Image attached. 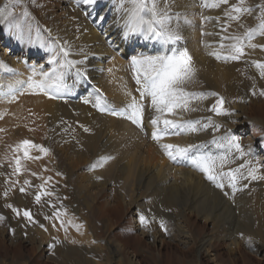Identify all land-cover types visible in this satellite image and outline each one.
Returning a JSON list of instances; mask_svg holds the SVG:
<instances>
[{"label":"rangeland","instance_id":"rangeland-1","mask_svg":"<svg viewBox=\"0 0 264 264\" xmlns=\"http://www.w3.org/2000/svg\"><path fill=\"white\" fill-rule=\"evenodd\" d=\"M37 2L39 5L36 4ZM46 2H52L54 4V1L50 0H0L1 5L9 4L10 11L15 18L13 19V17H10L9 19L12 22H7L2 26L0 30V37L2 40L4 39L5 35H10V39L13 35H16L15 37H24L23 34L27 32L25 34V40L27 41L25 42V45L29 46L32 44V31L35 27L42 25V20H40L41 17L38 14V9L44 7ZM235 3H237V0H229V4L222 5L224 7L219 13L220 15H217L219 16V22L221 24L220 26L222 27L220 32L226 34V36H243V34L248 29L257 27L261 14L259 9H257L255 6L264 5V0H245L244 6L252 7L253 11L250 14H243L239 20L233 21L225 17L224 12L229 8L230 5ZM162 4L163 3H161L160 6L163 7ZM55 6L56 4H54V8L56 10L57 8ZM24 7L28 13H31L27 17L23 16V12L25 11ZM29 9L31 10L29 11ZM200 14L197 15L198 17L196 16L194 18L193 15L191 17L196 20V34H200L199 36L203 38L205 35L201 36L202 32H210L207 28L208 21L202 19L206 16H202ZM211 15H215V13L210 14V16ZM245 15H248L249 17L246 18ZM19 16L21 17L19 18ZM251 19L254 21H252L253 24L251 23ZM15 22L16 24L18 23L17 25H19L17 30H15V26H17ZM239 24L246 26L244 28H239ZM225 27H227V31H223ZM16 31L18 33L21 32L22 35L21 33L18 35ZM43 35L44 36L42 37L45 39L43 40L41 38V44L44 43L46 48L48 45V47H50L51 41L48 42L50 39L46 37L45 34ZM260 36L261 35L259 33H256L253 36V39L257 40L264 37V35L261 37ZM12 40L13 39L10 40V42H14L12 46H16V41ZM231 43L232 41L230 40V42H228L226 45ZM245 43L247 44L248 42L246 41ZM247 48L248 47H245V49ZM245 49V55L240 60H230L223 58L227 55V49L222 58L218 59L220 60L218 62L221 64L228 62H232V64H239V62L244 63L245 61H248L245 62L244 66L246 69H248L244 74V79L241 84L237 85V87H239V95H236L238 93L237 92L235 94L236 96L233 95L234 97L232 96L233 98L229 99V102L227 103V99L229 97L224 95V89L222 85V87L216 88L217 92L215 93H217V96H207L205 99H201L203 103L201 102L202 104L199 103V105L195 103L196 101H199V99H195L196 101L192 99V101L194 100L195 102L193 101V103L191 101L189 105H193V108L196 107L199 113L220 117L221 120H223V118H228L229 114L231 113V104H241V107L243 106L242 108L245 107L247 109L246 110L244 108L246 111L244 114L246 121H250L248 123V134L255 136L257 135L255 149L263 154L264 124L260 125L254 120V118L264 119V96L262 97V95H260L261 91H264V78L261 77L260 70L252 64V60L250 58L253 57L254 60H259L260 62H264V59H257L256 56H252L249 52H247L249 49ZM49 51L50 53L52 52L51 57L57 56V59H60L61 57L63 58V54L61 52L57 54L53 51V49H48V53L45 52L44 57L50 55ZM252 66L254 70H250ZM248 75L249 77L247 78ZM10 78L5 76L6 81H8ZM246 78L247 80H245ZM183 87H185V91L190 90L188 91L190 93L192 92L199 94V92H212L206 91L204 89L197 90L188 86ZM186 88L188 90H186ZM137 89L138 88H136L135 91H137ZM91 90L95 92L93 89ZM137 94L138 95L136 96V99L139 101L140 93L137 92ZM87 96H85L86 98L84 97V100H81L85 102V100L89 98V96ZM256 97H259L261 101L263 100V102L259 103L262 104L261 111H257L255 113V110H251L250 108L252 107L251 101ZM261 97L263 99H261ZM219 98H223L224 103L222 107L224 110H226L227 114L217 115L214 112L209 111L211 106L215 104L216 100ZM90 99L87 100H89L88 102H91V107L93 106L92 108L94 112L96 110L99 112L101 111L96 106L97 104H99L100 107H103V103L105 107L114 104L113 101H109V98L103 96L101 101H98L97 99L92 101V99ZM81 100L80 102H82ZM141 103H144L146 106L143 117L150 118V111L152 109L150 98L145 101H141ZM37 107L38 106L35 104H29L19 107L16 110L10 111L9 108V110H7L8 113H6V111L3 117L8 123H5L4 120H0V216L4 217V219L0 220V232L2 236H0V264H108L107 262H109L111 258H114L111 255V246L113 247V245L118 242L123 246L122 253L125 255H130L131 257L133 256L134 262L137 264H156V262L164 264H168V262L169 264H193V261L195 262L194 264H215L216 261L222 264H229L231 258H234L237 264H242L244 262L243 257L248 258V262L250 264H264V259H262L260 255H256L252 249L246 247L247 245L243 239L245 236L255 234L252 231H250L251 233H245L244 231L239 232V239L243 242V246L241 245V247H237V249L236 244H234V249L236 248L235 254L230 255L227 252L228 241L223 239L226 238V230L229 227L227 226L228 224L226 225L225 223H222V219H219V222L217 220V223H214L210 220L211 218L204 219L202 216L197 215L196 217L194 215L195 213L186 212L184 215L179 217L177 220L178 222L172 221V216L176 215L177 211L175 206L164 201L156 202L155 200L159 198L155 197V193L151 187H149V185L146 187L138 185L137 181L139 174L133 169L135 167L138 169L145 167L148 165L147 162H152L153 160H155L154 162L157 161V163H159L161 160L159 159L161 158L160 155H157L159 158L154 156L157 158L155 159L149 154L142 152L141 150H137L130 145H126V147H124L125 144H122V146H120L122 141L125 143L124 139H121V141H119L120 143H117V147H120L118 150H115L113 147L110 148L112 152L102 149H97L94 151L88 145H85L86 143L83 141V135L92 132L91 128H89L88 131L84 130V132L83 129H85V127L83 124L78 123V121L75 119L63 115L58 116L55 119H51L50 115H45ZM37 111L39 112L37 113ZM38 114H44L45 117L48 118V121L43 115L41 117ZM105 116L106 117H104L102 113V117H104L106 120L114 121L110 119L111 117H107V114H105ZM170 116L168 117L169 119H174L176 117L172 115L171 118ZM41 118H45L46 120ZM229 119L230 118L227 120L229 121ZM124 120L131 123V121L127 118ZM43 124L46 125L44 126ZM5 125H7V127ZM130 126H133L132 128L135 132L138 131L140 133L139 129H136V125ZM72 129H75L76 132L80 131L79 134L81 133L80 135L82 137L79 136V134L75 131L73 132ZM220 129L221 126H219L218 129L212 127L211 132L214 133L215 131H220ZM23 130L26 132H23ZM142 135L146 136V134ZM23 140H28L34 144L41 145L47 148L49 151L47 154H42L38 149L30 148L29 156L33 157V159H24L23 152L16 150L19 143ZM112 140L114 141V139ZM84 147H86L87 150ZM115 151L118 152V154H116ZM95 153H97V155ZM133 153L136 157H133ZM228 153L229 152H226V154ZM126 154H128V156ZM162 155L164 156L163 160L166 159L165 162H168L177 168L183 165L179 162L173 163L165 154ZM106 156L111 157V159L102 161L101 158ZM16 157L20 158L21 170L19 174L15 172ZM36 157L39 158L36 159ZM242 159L243 160L241 161L243 162L241 164L240 161V164L244 165V167H240L241 165L239 166L238 162L237 164L228 167V169L225 168L226 170L223 171L228 172L229 170L235 171L237 168L240 169V171L236 173L237 180L235 187L232 188L227 176H225L222 181L224 184L223 191L226 190L225 194H228L227 199L229 201L231 200L230 202L234 207L236 205V195L234 194V191H247L249 189L252 194L257 195L264 200V173H262V171H264V166H258L260 162H257L258 159H255L256 161H254L253 157L250 159ZM129 160L131 163L134 162L136 166L134 167L133 164H128ZM252 168L256 169L255 175L258 178L255 180L248 176V172ZM25 180L29 181L30 183L26 185L24 183ZM208 182L213 188L216 187L213 186V182L209 180ZM41 185H43V189H41ZM21 188L25 189L23 193L20 191ZM214 189L222 190V188ZM42 191L50 193V195H42L40 201L37 202L35 200V196L38 192ZM5 192H7V195H5ZM18 196L22 197L17 198ZM8 205H11L12 207H8ZM13 208L19 210L20 215H17L13 211ZM256 209L258 210L259 215L256 213L254 214L256 219L253 218V222L255 223L253 229H258V227H263L264 225V204L259 203L258 208ZM24 210L30 211L32 220L35 222L29 221L24 217ZM54 213H57V215H54ZM141 215L146 218L147 224H141ZM46 217L48 218L46 219ZM161 223L164 225L163 228L161 227ZM41 225L43 227H41ZM180 226L185 230V235L188 233L189 238L190 236L192 237L187 244L184 242L186 238H182L184 233H181ZM154 230H158V243H153L151 239V235L155 232ZM208 234L213 235L212 237L214 238L211 243L212 248L210 253L212 256H209L202 251L197 253L199 240H201V237ZM198 237L200 239L197 241ZM132 239L134 241H131ZM216 239L218 241L217 243L215 242ZM192 244H194L193 248L189 247ZM159 252L160 254H158ZM195 253L201 254V256L196 257L197 255ZM195 257L198 258V260ZM211 257H213L212 259L214 261H212ZM118 262L119 264H126L125 262L127 261L120 260Z\"/></svg>","mask_w":264,"mask_h":264},{"label":"bare ground","instance_id":"bare-ground-1","mask_svg":"<svg viewBox=\"0 0 264 264\" xmlns=\"http://www.w3.org/2000/svg\"><path fill=\"white\" fill-rule=\"evenodd\" d=\"M50 1H54V4H56L55 7L57 9L55 10L54 4L52 2L50 3L46 2V5L44 7L38 9V14L41 17L40 20H42V25L35 27L34 30L32 31L33 32L31 36L33 40V41L31 40L32 44H30L29 46L25 45V42H27L25 40L26 39L25 34L27 32L23 34L24 37L23 36L15 37L16 35L12 34L13 36H11V39L16 41V46H12L14 42L13 43L10 42L11 40L10 35H5L3 40L0 37V91L5 92L17 88L15 92L12 93L11 95L9 94L3 95L2 93L0 94V120H4L5 123L7 122L3 117L5 115V112L9 110V108L11 111L29 104H35L36 106H38L37 108L42 113H44L47 116L50 115L51 119H55L58 116L63 115L75 119L76 121H78V123L83 124V126L87 129L91 128L92 132L83 135V141L86 143L85 145H88L94 151H96L97 149H102L105 151L109 150L112 152L110 148L113 147L115 148V150H118V148L120 147H117V143L121 141V139H124L125 143L122 141V143L119 142L121 145L120 144L118 145L122 146V144L123 145L125 144L124 147H126V145H130L131 147L137 150H141L142 152L149 154L152 158L154 156L156 157L157 155H160L161 158L157 156L159 159H161L159 163H157V161L154 162L155 160H153L152 162L148 160L149 161L147 162L148 165L145 167H141L139 169L136 168L134 162L131 163L130 160H129L130 163L128 162V164L130 165L133 164L135 168L133 167L132 168L136 170V172L139 174V178L137 181L138 185L145 187L149 185V187H151V189L154 191L155 197L159 198L155 200L156 202L164 201L170 205L175 206V209H177V211H176V215L172 216V221H177L179 217L184 215V213L186 212L195 213L194 215L196 217L198 215V216H202L204 219L211 218L210 220L214 223L215 222L217 223V220L219 222V219H222V223H225L226 225L228 224L227 226L229 227L226 230V238L223 239L225 241H228L227 252L230 255L235 254V250L237 247H241V245L243 246V242L239 239V232L244 231L245 233H251L250 231H252L255 234H250L249 236L243 237V239L245 240V244L247 245L246 247L252 249V251L256 255H260L262 259H264V225L263 227L262 226L258 227V229H253V226L255 225L253 221L254 219H256L254 214L256 213L259 215V212L256 208H258L259 203L264 204V200L258 197L257 195L252 194L249 191V189L247 191H243V190H240L239 192L234 191V194L236 195L235 198L236 205L234 207L233 204L230 202L231 200L229 201L227 199L228 194L227 195L225 194L226 190L223 191L224 190L223 188L222 190H218V189L215 190L214 188L217 187L213 188L209 184L204 173L200 172L195 167H193L191 163V160L199 159L201 156H211L217 159L218 163L216 169L218 170V172H220L226 170L225 168L228 169V167H231L232 165H235L238 162L240 166L243 162L241 161L243 160L242 158L250 159L251 157H253L254 161H256L255 159H258L257 162L258 161L260 162L258 166H262V165L264 166V152L263 154H261L259 151L255 149L257 135L255 136L248 134L249 133L248 123L250 121H246V117L244 115L246 113L245 111L246 108L245 107H244L245 109L242 108L243 106L241 107V104L240 105L231 104L230 105L231 113L228 116V118H230L229 121L231 120L230 122L227 120L228 118H223V120H221L220 117L199 113L196 107L194 108L192 107L193 105L192 106L189 105L187 111L183 109H177L175 110V115H174L177 117V118L175 117L176 120L199 121V123L196 124L197 130L196 131L184 130L180 135L164 136L159 143L154 141L151 137L153 126L151 125L150 120L155 115L153 109H151L150 111V115H151L150 118L143 117V126L145 128L146 136H143L138 131L135 132L132 128L133 126H130L134 124L126 122L124 120L126 119V116L112 115L110 114L111 112L108 111H100L101 112L100 113L99 111L96 110L94 112L92 108L93 106L91 107V102L85 103L81 99L84 100L86 98L85 96L88 95L89 98L87 99L91 98L92 101H94V99L101 101L103 96L109 98L110 99L109 101L114 102V104H112L114 105L112 106L113 109L126 108V106L129 103H131L133 97L136 98V96L138 95L137 94L138 91L135 90L136 88L139 87L136 84L135 71L132 66H129L132 57L134 55H140V54L156 55L159 52L167 51L168 49L163 48L159 43H155L152 41H145L140 37H131L125 40L122 36V32H123L122 16L124 15V13L121 10H119L118 3L116 2V0H97V2L94 5L85 4L83 3V0H50ZM204 2L205 0H169L171 12L174 14H178V18L174 16L173 19V27L177 28L179 34L182 36V40L179 42L178 47L186 48L188 50L189 54L192 57V63L196 70L192 80L186 83L184 86H188L197 90L204 89L206 91L217 92L216 88L217 87L220 88L223 85V89H224L223 93L224 95H227L229 97V98L227 97L228 98L227 103H228L229 99H232L234 97L233 95H235L237 92L238 93L236 95H239V89H238L239 87H237V85L241 84L244 79V74L248 70L244 66H245V62L248 61H245L244 63L239 62V64H232V62L221 64L220 62H218L220 60H218L216 56L209 55V53L212 52H219L222 58L223 54L226 53L227 48L221 49L220 45L222 43L226 45L228 42H230V40L222 39V37L226 36V34L220 32V29L222 27L220 26L221 24L219 22V19H216L217 17H219L217 15H220L219 13L221 12L224 6L221 5L218 8H208L202 6ZM208 2H212V0H208ZM36 4L39 5L38 2ZM2 7H4V5L0 4V8ZM125 7H127V5H125ZM30 10L31 9H29V11ZM214 13L215 15L210 16V14H214ZM198 14L202 16L205 15L206 17H211L210 20H206V21H208L207 28L209 29V32L212 33V35H205V37L201 38L199 36L200 34L199 35L196 34L197 24L194 18ZM192 15L194 16V18L191 17ZM245 16L246 18L249 17L248 15ZM20 17L21 16H19V18ZM101 17H103V20H101ZM252 21L253 20L251 19V23ZM5 23L0 24V30ZM246 25L239 24L238 27L244 28ZM15 30H17V26H15ZM43 34H45L46 37L50 39L48 42L51 41V46L50 47H48L49 45L47 46L48 49H53V51L56 52L57 54L60 52V49H64L69 53L67 59L72 61H83L82 64L76 65L75 68L67 70L68 78L66 82L69 85H73L70 92L62 93L59 95L53 92L52 95L50 96L43 92H39L38 90L32 91L28 87L29 77H32L33 80L41 79V76L39 75L41 65H43L44 71H49L51 68L57 67V65L53 66L48 63V61L51 58L52 52L50 53L49 51L50 55L44 57L45 56L44 53L45 52L48 53V49L45 47L44 43L41 44V38L43 40L45 39L42 37L44 36ZM253 38L250 41V43L257 45H264V37L259 38L257 40ZM247 49H249V51L247 52H249L252 56H256L257 59H264V50H261L260 47H257L255 49L253 48L251 49V47H248ZM250 59L252 61H256L253 59V57ZM76 68H79L81 71H84L85 75L83 77L77 78L75 76ZM9 69L11 71H9ZM34 69L36 70L37 73L36 75L33 74ZM250 70H254L253 66L250 68ZM5 76L7 78L8 77L9 78L12 77V78L6 81ZM248 77L249 75L247 76V78ZM247 78L245 80H247ZM73 81H76L75 84H73ZM91 89H93L95 92H93ZM186 90L188 89L186 88ZM262 97L261 99H263ZM80 100L82 102H80ZM201 102H202L201 99H199V101H196L195 103L199 105V103ZM262 102L263 100L261 101L259 97L254 98L251 101L252 107L250 109L255 110V113L257 111H261L262 104L259 103ZM103 107H105L104 103H103ZM192 109H196V110L192 111ZM38 112L39 111H37V113ZM6 113H8V111ZM102 113L104 117H106L105 114H107L108 115L107 117H111L110 119L114 121L106 120L104 117H102ZM44 114H41L39 116L42 117L43 115L45 117ZM169 116H166V118H168ZM208 117H211L212 124L209 127H204V125L208 123V119H207ZM45 118L44 119L41 118V119L46 120ZM254 120L257 121L260 125L264 124V119L262 118H257V119L254 118ZM7 125L5 126L7 127ZM215 125L221 126V129L220 131H215L213 133L211 131H212V127L214 128ZM135 127L136 129H139L140 132H142L141 128L137 126ZM74 131L75 129L73 130V132ZM23 132L26 131L23 130ZM79 132L80 131L76 133L79 134ZM80 134L79 136H81ZM232 135L238 138L236 142L240 144L241 149L244 152L243 156L240 154L239 150H237L235 147L233 149V147L228 144V141L224 139V137L226 136L230 137ZM112 139H114V141ZM214 140L215 143H213ZM160 143L174 144L182 147H186L191 144V145H195L196 147L192 149L188 159L179 161V163H182L183 165L177 168L171 165L170 163L165 162L166 159L163 160L164 156L162 154H164V152L159 146ZM226 152L229 153L226 154ZM97 153L95 154L97 155ZM116 154H118V152H116ZM126 155L128 156V154ZM133 155H134L133 157H136L134 153ZM225 156L227 157V161L226 163H224L223 167L221 168V166L219 165V158ZM262 173H264V171H262ZM223 178L224 177L221 178L220 182L223 181ZM21 197L22 196H18L17 198H21ZM180 231L181 233H184L185 230L182 229L180 226ZM157 233L158 230L151 235V239L153 243H158L159 241V236L157 235ZM208 235L201 237V240H199L200 238L198 237L197 241L199 240L198 242L199 244L197 246V253L202 251L205 252L207 255L212 256L210 252L212 248L211 243L214 238L212 237L213 235H209V236ZM0 236H1V232H0ZM182 238L184 239L186 238L184 242L187 244L192 237L190 236L189 238L188 233L186 235L184 233ZM131 241L134 240L132 239ZM215 242L216 243L218 242L217 239ZM234 244H236L235 249H234ZM193 246L194 244H192L189 247L193 248ZM111 248H112L111 255L114 258H111L110 260L108 259L109 260V262H107L108 264H119L118 261L120 260L127 261L125 262L126 264H137L136 262H134L133 256L131 257L130 255H125L122 253L123 246L119 242L115 243L113 247L111 246ZM197 253H195L197 255L196 257L201 256V254H197ZM158 254H160V252ZM212 258L213 257H211V259ZM196 259L198 260V258ZM243 259L244 262L242 264H250L248 262L249 261L248 258L243 257ZM212 261L214 260L212 259ZM194 263L195 262L193 261V264ZM156 264H164V263L156 262ZM215 264H222V263L216 261ZM229 264H237V262H235L234 258H231Z\"/></svg>","mask_w":264,"mask_h":264},{"label":"snow or ice","instance_id":"snow-or-ice-1","mask_svg":"<svg viewBox=\"0 0 264 264\" xmlns=\"http://www.w3.org/2000/svg\"><path fill=\"white\" fill-rule=\"evenodd\" d=\"M97 0H83L85 4L94 5ZM118 3L119 10H121L124 15L122 16V36L125 40L131 37H140L145 41H152L159 43L163 48L168 49L167 51H161L156 55H134L131 59V64L135 71L136 84L139 86L137 91L140 93V100L137 101L133 97L131 103H129L125 109L120 111H111L112 115L126 116L132 124L141 128L143 131V115L145 111V104L141 101H145L150 98L151 108L154 110L155 115L151 118L150 123L153 126V131L151 137L154 141L159 143L164 136L168 135H180L184 130L196 131V124L199 121H178L176 119H169L166 116L175 115V110L183 109L188 110L189 103L192 99H204L207 96H217V93H190L185 91L184 85L192 80L195 75V67L192 63V57L186 48L178 47L179 42L182 40V36L179 34L177 28L173 27L174 16L178 18V14H174L170 10L169 0H116ZM163 3V7H161ZM229 4V0H212L208 2L205 0L203 7L208 8H218L221 5ZM245 0H237V3L229 6L225 10L224 15L229 20H239L241 15L250 14L253 9L252 7H245ZM127 5V7H125ZM260 11L259 24L255 28L248 29L243 36H226L222 37L224 40H231L232 43L229 45L221 44V49L227 48V55L225 59L230 60H240L245 55V47L257 48L260 47L264 50V45H256L250 43L251 39L256 33L264 35V5L255 6ZM23 16H29L27 10L23 12ZM10 17H13L10 11L9 4H5L4 7L0 8V24L5 22L11 23ZM13 19H15L13 17ZM204 20L211 19L210 17H203ZM216 19H219L217 17ZM103 20V17H101ZM19 27V25H17ZM227 31V27L224 28ZM20 33H18L19 35ZM201 35H212V33H201ZM248 41L246 44L245 42ZM63 54L62 59H57V56H52L48 61L49 64L57 65V67L51 68L49 71L43 70V65H41L39 75L41 79L33 80L32 77L28 79V87L32 91L43 92L47 95H52L56 93L57 95L70 92L73 85H69L66 80L68 78L69 69L75 68L76 65L82 64L83 61H72L67 59L69 53L64 49H60ZM209 55L216 56L217 59L221 58L219 52H212ZM252 64L260 70V75L264 78V62L252 61ZM9 71H11L9 69ZM33 74L36 75V70H33ZM85 75L84 71L76 68L75 76L77 78L83 77ZM76 81H73L75 84ZM260 95L264 96V91H261ZM85 103H88L85 100ZM224 103L223 98L216 100V103L211 106L209 111L214 112L217 115L227 114L226 110L223 109L222 105ZM101 111H108L106 107H100L99 104L96 105ZM195 111V109H192ZM208 123L204 127H209L212 124L211 117H208ZM215 128H219V125H215ZM88 131L87 128L84 129ZM228 141L230 146L235 147L240 151L243 156L244 152L241 149L239 143H237V137L232 135L230 137H224ZM215 143V140L213 141ZM160 148L163 150L164 154L169 160L173 162H179L181 160H186L189 158L190 153L195 145H188L182 147L174 144H159ZM38 149L40 153L47 154L48 149L34 144L31 141L23 140L17 146V151H22L24 159H33L29 156V149ZM39 157H36L38 159ZM111 159V157H102V161ZM227 157L219 158V165L221 168L224 163H226ZM192 166L195 167L200 172L204 173L207 180L214 183L217 188H223L224 184L220 182L222 177L227 176L233 187L237 180L236 173L240 171L237 168L235 171L229 170L228 172H217V159L211 156H201L199 159L191 160ZM15 172L20 173V158L15 159ZM240 167H244L241 165ZM256 169L252 168L248 172V176L255 180L258 177L255 175ZM59 174V173H58ZM35 175V174H34ZM24 183L28 185L30 182L25 180ZM43 189V185H41ZM21 193L25 191L24 188L20 189ZM7 195V192H5ZM42 195H50L47 192H38L35 196L37 202L40 201ZM8 207H12L8 205ZM13 211L20 215V211L13 208ZM23 215L29 221L32 220V216L29 210H24ZM57 215V213H54ZM48 217H46L47 219ZM4 217L0 216V220ZM141 224H147L146 218L140 216ZM63 226V225H62ZM41 227H43L41 225ZM161 227L164 225L161 223Z\"/></svg>","mask_w":264,"mask_h":264}]
</instances>
